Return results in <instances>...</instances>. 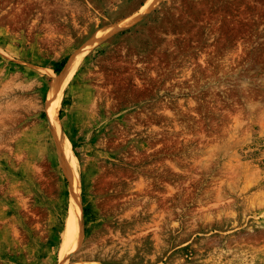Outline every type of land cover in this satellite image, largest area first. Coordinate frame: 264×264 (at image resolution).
<instances>
[{
	"label": "rangeland",
	"instance_id": "rangeland-1",
	"mask_svg": "<svg viewBox=\"0 0 264 264\" xmlns=\"http://www.w3.org/2000/svg\"><path fill=\"white\" fill-rule=\"evenodd\" d=\"M147 1L0 0V264H264V0Z\"/></svg>",
	"mask_w": 264,
	"mask_h": 264
},
{
	"label": "bare ground",
	"instance_id": "bare-ground-1",
	"mask_svg": "<svg viewBox=\"0 0 264 264\" xmlns=\"http://www.w3.org/2000/svg\"><path fill=\"white\" fill-rule=\"evenodd\" d=\"M159 0H148L145 9H150L158 3ZM117 28V27H116ZM115 31V27L98 30L96 31L89 40L77 49L70 56L69 61L64 66L61 72L51 71V77L48 86H51V91L49 94V107L48 114L51 126L57 133L60 142V153L61 160L68 169L72 178V202H71V213L68 219L67 228L64 233V244L63 247H69V250L75 249L84 235L83 219L79 208L80 201V174L76 168V163L78 158L72 148V145L65 135L62 129L60 108L63 105L64 93L66 87L72 81L76 71L88 54L97 47L105 38L111 35ZM100 92V91H99ZM81 205V204H80ZM80 209V210H79ZM68 250V251H69ZM66 252H63L65 255ZM80 264V263H79Z\"/></svg>",
	"mask_w": 264,
	"mask_h": 264
},
{
	"label": "trees",
	"instance_id": "trees-1",
	"mask_svg": "<svg viewBox=\"0 0 264 264\" xmlns=\"http://www.w3.org/2000/svg\"><path fill=\"white\" fill-rule=\"evenodd\" d=\"M66 64H67V58H65L61 62L57 63V65L55 67L56 72H61Z\"/></svg>",
	"mask_w": 264,
	"mask_h": 264
}]
</instances>
